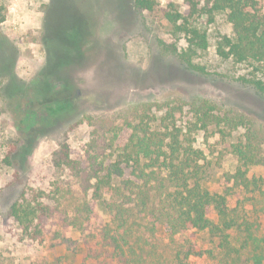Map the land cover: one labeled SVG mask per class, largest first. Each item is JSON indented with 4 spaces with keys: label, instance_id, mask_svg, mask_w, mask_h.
Listing matches in <instances>:
<instances>
[{
    "label": "rangeland",
    "instance_id": "1",
    "mask_svg": "<svg viewBox=\"0 0 264 264\" xmlns=\"http://www.w3.org/2000/svg\"><path fill=\"white\" fill-rule=\"evenodd\" d=\"M156 1L186 14L184 0ZM190 22L206 34L204 51L189 47L188 37L167 21L135 9L133 0H0V264L103 262L104 256L95 257L106 250L98 231L84 237L71 230L69 250L51 242L50 235L30 244L6 213L23 191L52 194L57 184L60 195L70 188L79 200H90L66 169L54 166L53 153L65 142L72 158L82 157L98 127L107 138L111 126L126 137L123 118L137 105L209 100L246 116L262 137L264 155V92L249 82L264 85V61L238 63L217 55L219 37L232 35L225 13L210 23L205 16ZM174 120L188 136L193 122L188 109ZM242 133L239 129L221 139L214 128L191 132L193 147L202 153L201 185L210 193H224V174L238 165L232 145L242 142ZM262 175L261 167L249 168V177ZM128 177L124 169L123 178ZM105 200L94 202L93 227L110 224ZM228 206L252 222L257 239H264V193L235 189ZM210 217L218 222L215 213ZM187 236L204 251L189 257L188 264H222L216 237L206 230ZM159 246L174 255L176 245L162 230Z\"/></svg>",
    "mask_w": 264,
    "mask_h": 264
},
{
    "label": "trees",
    "instance_id": "2",
    "mask_svg": "<svg viewBox=\"0 0 264 264\" xmlns=\"http://www.w3.org/2000/svg\"><path fill=\"white\" fill-rule=\"evenodd\" d=\"M133 3L138 11L167 21L188 37L189 47L201 51L207 48L206 34L190 21L205 16L210 23L216 14L225 13L232 35L219 37L217 55L238 63L264 61V0H184L186 14L172 3L165 7L156 0ZM249 82L264 92L262 82ZM184 107L193 119L188 136L174 120ZM156 112L161 115L156 116ZM123 123L127 132L124 138L114 126L109 128L110 138L96 128L82 157L72 158L65 142L53 153L54 166L66 169L81 194L90 200H79L70 188L60 195L61 185L57 184L52 194L25 190L10 205L6 215L17 223L29 243L41 244L50 235L51 242L69 250L74 243L68 235L71 230L87 237V231L94 229L106 247L105 252L95 255L104 256L101 264H188L189 257H201L204 251L186 234L206 230L218 240L222 264H264V239H257L252 222L228 206V197L235 189L264 193L263 140L252 122L209 100L195 99L142 103L126 112ZM209 128H214L221 139L243 131L242 142L232 145L238 165L233 173L224 174L222 195L212 194L201 185L202 153L193 147L190 137L193 131L206 132ZM256 166L263 169V175L249 177V168ZM124 169H129L128 178H123ZM103 197L107 198L103 205L110 224L93 227L94 202ZM212 212L217 223L211 220ZM160 230L168 243L176 245L173 256L161 250ZM83 243L88 246L87 241Z\"/></svg>",
    "mask_w": 264,
    "mask_h": 264
}]
</instances>
